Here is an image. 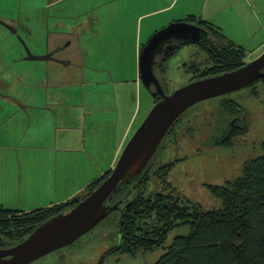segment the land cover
Listing matches in <instances>:
<instances>
[{"label":"rangeland","instance_id":"obj_1","mask_svg":"<svg viewBox=\"0 0 264 264\" xmlns=\"http://www.w3.org/2000/svg\"><path fill=\"white\" fill-rule=\"evenodd\" d=\"M47 1L0 0V16H12L15 19L9 23H13L17 36L19 35L27 43L32 54L51 53L59 60L70 61V64L65 66L55 61L20 59L19 52L16 50L18 46L13 48L14 44L11 42L14 41V36L9 35L10 39L6 38L0 44L2 46L0 88L3 91L1 94L6 96V102L1 101L0 107L2 106L3 111L7 113L18 98L21 99L25 95L28 98L36 96L35 102L29 101L33 109H36L30 111V114L32 117L37 116L39 120H44L43 112L37 109L41 107L39 104L46 89L58 97L72 93L86 96L98 95L101 98L97 97L96 102L84 103L86 110L98 108L104 112L113 104H117L116 116H118L119 127L128 124L131 114H137L135 123L124 141V148L156 103V97L136 77L135 69L139 65V56L148 41L144 31H142L141 48L137 56L132 48V43L137 38L129 35L110 39L107 37L96 39L82 35L79 39L73 32L71 35H66L64 33L68 32L70 21L77 24L76 16L80 11L76 6L80 0H59V2L56 0L57 3L52 5H49ZM65 15L73 16V18L71 20L62 18ZM61 22L65 24V29ZM0 31L8 33L6 28L1 26ZM82 32L86 34L87 29H80V33ZM247 52L249 51H246V62L254 60L262 53ZM205 60L206 53L197 43L182 45L178 52L165 63V72L161 74L159 72V75L164 78L163 83H165L164 88L167 94L186 85L193 78V74L186 71V68L192 70L194 66ZM47 69H49L48 73ZM159 75L157 74V77L160 78ZM48 78L62 82L64 85L46 88ZM42 86L44 87L41 88ZM114 98L116 99L113 100ZM222 100L234 101L244 108L245 122L248 123L249 130L237 136L228 146H211L208 140H210V132H213V123ZM184 114L176 122L178 126L175 127L174 140L172 141L169 136L163 139L158 151L149 161V170H155L160 165L176 160L172 170L167 174L170 187L161 186L157 184L158 180L152 178L150 191H161L164 194L174 191L173 193L179 196L184 205L194 203L203 209L216 208L219 206V201L211 195L207 185H221L226 180L239 176L245 160L264 153L262 147L264 80H259L240 90L201 101L188 108ZM85 117L86 122H89L91 116L86 114ZM18 129L25 130V123H21ZM29 129L31 128L28 127L27 130ZM116 130H118L117 140L121 137V131L119 128ZM112 168L101 177L99 176L101 182L108 177ZM99 178L88 183L75 197L59 204H70L71 199L79 196L82 200L84 195L87 196L85 191L89 185ZM31 188L34 189L33 184ZM32 189L28 191L30 193L28 197L26 190L21 195L13 191L10 195L11 202H8L9 206L26 208L18 204L20 202L17 201V196L22 197L23 203L25 198L35 194ZM25 201L30 202L27 199ZM121 202H107L108 213L98 225L71 245L52 251L30 264H99L101 262L102 264H153L175 236L187 234L189 231L188 226H179L169 232L167 240L161 247L140 252L135 256L122 253L117 249L120 245L119 227L123 225V210L128 208L129 204L125 205Z\"/></svg>","mask_w":264,"mask_h":264},{"label":"crops","instance_id":"obj_2","mask_svg":"<svg viewBox=\"0 0 264 264\" xmlns=\"http://www.w3.org/2000/svg\"><path fill=\"white\" fill-rule=\"evenodd\" d=\"M76 8L80 11L77 24L71 22L73 16H62L71 20L64 34L73 32L79 39L80 35L96 39L129 35L137 38L132 43L136 56L142 31L149 39L159 29L190 16L212 24L247 53L264 50V0H80ZM61 25L65 29V24ZM84 28L87 33H80ZM135 70L140 81L139 65ZM60 85L64 84L48 78L46 88ZM1 93L0 88V102L5 103L6 96ZM97 97L101 98L80 93L58 97L46 89L37 109L43 112L44 120L30 114L36 109L29 101L35 102L36 96L18 98L7 113L0 107L2 207L29 212L63 203L114 166L137 114H131L128 124L119 127L117 104L104 112L98 108L86 110L84 103L96 102ZM86 114L91 116L89 122ZM21 123H25V130L18 129ZM116 128L121 131L117 140ZM31 189L35 194L25 198L30 202L24 199L22 203V197L17 196L18 204L26 208L9 206L13 191L21 195L26 190L28 197Z\"/></svg>","mask_w":264,"mask_h":264},{"label":"trees","instance_id":"obj_3","mask_svg":"<svg viewBox=\"0 0 264 264\" xmlns=\"http://www.w3.org/2000/svg\"><path fill=\"white\" fill-rule=\"evenodd\" d=\"M185 21L202 25L208 31L202 34L198 43L206 53V60L198 65L195 63L192 70L186 68L193 74L190 81L232 71L246 63L245 49L227 39L212 24L198 21L193 16ZM188 43L191 42L182 41L161 54L160 74L165 72L168 59ZM159 79L161 85H165L163 76ZM159 99L157 97L156 102ZM216 114L219 118L216 117L208 140L211 146H228L237 136L248 132L246 111L238 103L222 100ZM184 115L174 122L164 139L169 136L174 140L176 122ZM262 147L264 149V142ZM175 161L160 165L155 170H149L148 163L141 175L121 181L115 189L112 202L129 204L123 210V225L119 227L118 251L131 256L152 251L163 246L171 230L188 226V233L175 236L153 264H264V153L245 160L239 176L221 185H207L208 191L219 201L218 207L210 209H203L194 203L184 205L174 191L168 194L150 191L152 178L158 180L157 184L170 187L167 174ZM100 182L99 178L91 183L85 191L86 195ZM77 198L80 199V196ZM70 207L72 205L64 203L21 212L0 205V248L22 241L41 223Z\"/></svg>","mask_w":264,"mask_h":264},{"label":"water","instance_id":"obj_4","mask_svg":"<svg viewBox=\"0 0 264 264\" xmlns=\"http://www.w3.org/2000/svg\"><path fill=\"white\" fill-rule=\"evenodd\" d=\"M200 31L192 23L174 22L159 29L148 39L139 56V77L146 88L154 86L152 95H159L161 99L130 137L108 177L82 200L71 199L72 207L41 223L19 243L0 248V264H30L52 251L71 245L106 217L109 210L107 202L111 201L119 183L143 173L169 128L188 108L264 79L263 51L257 58L237 69L190 81L166 94L153 72L157 50L166 41L175 38L198 43ZM169 49L171 46L165 50ZM26 54V60L55 61L65 66L70 63L50 53L34 55L28 48Z\"/></svg>","mask_w":264,"mask_h":264},{"label":"flooded vegetation","instance_id":"obj_5","mask_svg":"<svg viewBox=\"0 0 264 264\" xmlns=\"http://www.w3.org/2000/svg\"><path fill=\"white\" fill-rule=\"evenodd\" d=\"M49 4L53 3L52 0H48L47 1ZM15 19L12 17V16H0V26L1 27H4L6 28V30L8 31V33H6L5 31H0V44L3 43L5 41L6 38H9V35H13L14 36V41H11L14 46L13 48H15L16 46H18V52H19V58L20 59H25L26 57V48H29V46L27 45V43L18 35L17 36V30L15 28V26L13 25V23H9L10 22H13ZM195 25V24H194ZM197 26V25H196ZM198 27V26H197ZM14 30V31H13ZM204 33L203 30L200 31V39H199V42L201 40V37H202V34ZM10 39V38H9ZM183 40L182 39H170L168 41H166L156 52V55L154 57V63H153V68H154V71H155V74L157 76V74L159 75V70H158V66H159V59H160V56L161 54H165L167 53L169 50H165L167 46H171V47H174V46H178V44H180ZM198 45V43H197ZM2 49V46H0V51ZM172 49V48H171ZM31 52V50H30ZM32 53V52H31ZM47 54V53H46ZM51 54V53H50ZM161 77V75H159ZM158 80L159 77H157ZM160 82V81H159ZM161 84V82H160ZM162 89L164 90V92L167 94L166 90L164 89V85L162 84ZM149 89V88H148ZM151 92H153L155 90L154 86H151L150 89H149ZM156 98L159 97V95L155 96ZM242 119V118H241ZM231 123H235L234 121H231ZM112 202V199L111 201ZM119 201H117L116 203H118ZM115 203V202H114ZM108 253V251H107Z\"/></svg>","mask_w":264,"mask_h":264},{"label":"bare ground","instance_id":"obj_6","mask_svg":"<svg viewBox=\"0 0 264 264\" xmlns=\"http://www.w3.org/2000/svg\"><path fill=\"white\" fill-rule=\"evenodd\" d=\"M198 27H199L200 30H203L204 32H208L207 29H206L204 26L201 25V26H198ZM225 37H226V36H225ZM226 38H227V37H226ZM227 39H228V38H227ZM229 40H230V39H229ZM230 41H232V40H230ZM232 42H233V41H232ZM191 43H194V42H191ZM198 43H199V42H198ZM233 43H234V42H233ZM235 44H236V43H235ZM237 45H238V44H237ZM239 46H240V45H239ZM171 48H172V47H171ZM153 72H154V74H155L154 68H153ZM155 76H156V74H155ZM159 98L161 99L160 96H159ZM160 99H159V100H160Z\"/></svg>","mask_w":264,"mask_h":264}]
</instances>
